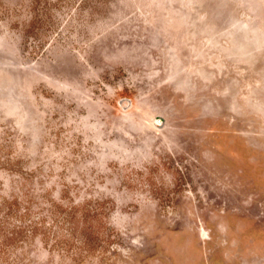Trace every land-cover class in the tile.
<instances>
[{"label": "rangeland", "instance_id": "374dc122", "mask_svg": "<svg viewBox=\"0 0 264 264\" xmlns=\"http://www.w3.org/2000/svg\"><path fill=\"white\" fill-rule=\"evenodd\" d=\"M0 264H264V0H0Z\"/></svg>", "mask_w": 264, "mask_h": 264}]
</instances>
